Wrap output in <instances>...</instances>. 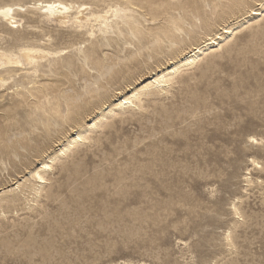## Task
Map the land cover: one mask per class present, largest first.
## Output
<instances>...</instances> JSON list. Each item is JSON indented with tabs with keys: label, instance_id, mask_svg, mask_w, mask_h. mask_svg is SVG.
I'll return each instance as SVG.
<instances>
[{
	"label": "rangeland",
	"instance_id": "obj_1",
	"mask_svg": "<svg viewBox=\"0 0 264 264\" xmlns=\"http://www.w3.org/2000/svg\"><path fill=\"white\" fill-rule=\"evenodd\" d=\"M39 2L72 17L89 7L109 26L60 23ZM262 4L0 0L18 20L0 18V264H264ZM176 22L185 31L171 47L163 33ZM234 26L169 87L144 88ZM28 47L45 55L1 66ZM100 70L114 79L84 95Z\"/></svg>",
	"mask_w": 264,
	"mask_h": 264
},
{
	"label": "bare ground",
	"instance_id": "obj_2",
	"mask_svg": "<svg viewBox=\"0 0 264 264\" xmlns=\"http://www.w3.org/2000/svg\"><path fill=\"white\" fill-rule=\"evenodd\" d=\"M229 2H234L235 0H227ZM37 5L39 7L42 8L44 14H46V16H48L49 18H54L55 20L59 21L60 23H67L68 21H71V19H73L76 23L79 24H83L86 23L88 21H90L92 18L96 19L97 21L99 20H103V24L102 26L104 27H108V19L105 16H96V15H91L87 16V14H85V12L88 10V8L86 6H81L78 9V13L77 15H75L74 17L71 16L72 14V10L73 7L71 5H67L65 3L62 2H39L37 3ZM36 5V6H37ZM208 6V5H207ZM22 9V8H20ZM262 9H264V5L262 4ZM15 10L13 7L11 6H7V7H0V18L3 20V22H5L6 24H8L9 26H14L18 24V20H17V16L15 13ZM87 13V12H86ZM261 13H264V10L261 11ZM252 14V13H251ZM262 15V14H261ZM250 18V17H249ZM243 19V18H242ZM52 20V19H51ZM199 21V20H198ZM245 21V20H244ZM247 21V20H246ZM245 21V22H246ZM62 25V24H61ZM89 25V24H88ZM237 26V25H236ZM243 26V25H242ZM245 26V25H244ZM191 27V26H190ZM236 27H230L226 29V33H223L222 35H219V37L215 38L214 40L211 38L209 39V41L211 42H204L203 45H199V47H195L194 50H192L191 52L187 53L186 55L182 56L180 59H178L177 61L173 62L169 68H167L166 72H161L160 74H158L156 76L155 82L153 83H149L147 85L144 86L145 89H150L152 87H162V85H169L173 78L184 68L186 67H191L194 64H196L199 61L200 58V54L201 52H204L206 50H208L210 47L212 46H220V43L217 41L218 40H229V38H231L235 31H236ZM107 30V29H105ZM184 32L185 30L182 28V24L176 22L175 24L172 25V27H170L166 32L163 33V37L165 38V40H168V43L171 45V47L177 42V32ZM94 32L91 33V35H93ZM162 34V33H161ZM181 35V34H180ZM185 35V34H184ZM182 36V35H181ZM188 36V34H187ZM149 38V37H148ZM182 40V39H181ZM208 40V39H207ZM154 43H156L157 45H160L162 42L161 38H158V40H153L152 41ZM223 42V41H222ZM159 43V44H158ZM145 44V43H144ZM163 44V43H162ZM146 46V44H145ZM137 47V46H136ZM167 47V46H165ZM170 47V46H169ZM175 47V46H174ZM23 48V47H22ZM147 48V46H146ZM168 48V47H167ZM166 48V49H167ZM177 48V47H175ZM21 49V48H20ZM156 49H160V47L156 48ZM155 49V50H156ZM179 50V49H178ZM140 52V50H138ZM136 51V52H138ZM150 51V50H149ZM209 51V50H208ZM133 53V52H132ZM178 53V52H177ZM41 54L45 55V52L43 50L40 49H35V48H24L21 50L20 52V56H15V57H10V58H5L4 59V63L1 66H5V68L10 69L11 71H13V69H16L18 66L22 65L21 59L25 60V62H28L29 64H34L36 63V58H38L37 56L41 57ZM163 54V53H162ZM48 57L52 56V54L48 53L46 54ZM132 55V54H131ZM203 55V54H202ZM105 56V55H104ZM146 56V55H145ZM176 57V56H175ZM149 58H153L152 56L149 55ZM149 62V61H148ZM172 62V61H171ZM170 62V63H171ZM94 63V62H93ZM106 66V65H105ZM108 66V65H107ZM107 69V67H105ZM23 69V68H22ZM19 71V70H18ZM28 71V69H27ZM32 71V70H31ZM17 72V71H16ZM99 76L98 78L95 80V82L91 83L88 87H86V89L84 90V95H90L91 97H94L96 95H99L100 91L103 90L106 86V84L109 83L110 80H113L114 77L113 75H110L108 78H106L107 74L109 72H103V70L99 71ZM119 73H122V71H118ZM93 79V78H91ZM124 80V79H123ZM104 82H106V84H104ZM96 86V87H93ZM108 86V85H107ZM169 87V86H168ZM85 88V87H84ZM142 88V87H141ZM163 91V90H162ZM130 95V94H129ZM161 95V94H160ZM82 95L76 94L73 97L67 98L66 101V107L67 110L70 112V116L73 114L74 108L79 109L80 108V104L84 103V101L82 100ZM62 100V99H61ZM95 100V99H94ZM133 100H138L137 95H132L129 97H125L123 99V101H120V104H118L117 106L120 107H124L127 105H132L134 102ZM142 101V100H141ZM140 102V101H139ZM142 103V102H141ZM83 106V105H82ZM59 107V106H58ZM119 107V108H120ZM129 107V106H128ZM127 107V108H128ZM132 107V106H131ZM139 107V106H136ZM135 107V108H136ZM134 108V107H133ZM62 109V108H61ZM110 109V108H109ZM138 109V108H137ZM106 110V109H105ZM104 110V111H105ZM115 110V109H114ZM113 110V111H114ZM126 110V109H125ZM64 111V110H63ZM106 112V111H105ZM104 112V113H105ZM108 113V112H107ZM112 114V113H110ZM99 115V114H98ZM56 116H58L59 118L61 117V113L60 110H56ZM101 117V116H100ZM103 118V117H102ZM95 120V119H94ZM97 120V119H96ZM99 123V122H98ZM98 126V124H97ZM96 126V127H97ZM93 127V126H92ZM91 127V128H92ZM89 130V129H88ZM85 132V131H84ZM87 132V131H86ZM85 134V133H84ZM87 134V133H86ZM77 136V135H76ZM71 138V137H70ZM85 137L83 135V132H80L78 134V136L76 138H71V140L67 141L66 147L63 149H66L67 151L74 146L75 144H77L78 142H80L81 140H83ZM252 139V138H251ZM62 145V144H61ZM66 150H61L63 154H65ZM56 160V158H52L51 160L52 162H54ZM231 159H229L230 161ZM49 161V162H50ZM51 162V163H52ZM254 163V162H253ZM255 164V163H254ZM51 167L50 164H45L44 168L47 170H51L49 169ZM43 168V167H42ZM38 179L44 181V177L43 175H41L39 172L36 173ZM34 177V176H33ZM37 179V180H38ZM45 183V182H44ZM42 185V184H41ZM42 187V186H41ZM41 191V190H40ZM39 192V191H38ZM241 217V216H240Z\"/></svg>",
	"mask_w": 264,
	"mask_h": 264
}]
</instances>
